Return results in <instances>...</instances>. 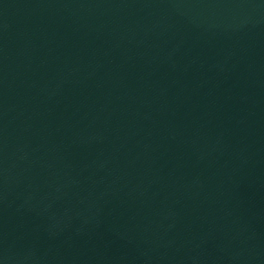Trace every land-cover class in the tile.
<instances>
[{"label": "water", "instance_id": "1", "mask_svg": "<svg viewBox=\"0 0 264 264\" xmlns=\"http://www.w3.org/2000/svg\"><path fill=\"white\" fill-rule=\"evenodd\" d=\"M0 264H210L157 0H0Z\"/></svg>", "mask_w": 264, "mask_h": 264}]
</instances>
